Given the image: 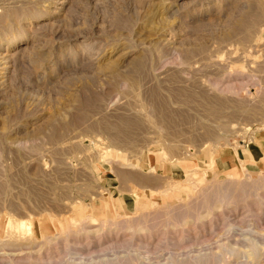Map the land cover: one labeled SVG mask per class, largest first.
I'll list each match as a JSON object with an SVG mask.
<instances>
[{
	"label": "rangeland",
	"instance_id": "1",
	"mask_svg": "<svg viewBox=\"0 0 264 264\" xmlns=\"http://www.w3.org/2000/svg\"><path fill=\"white\" fill-rule=\"evenodd\" d=\"M260 128L264 0H0V264H264Z\"/></svg>",
	"mask_w": 264,
	"mask_h": 264
},
{
	"label": "bare ground",
	"instance_id": "2",
	"mask_svg": "<svg viewBox=\"0 0 264 264\" xmlns=\"http://www.w3.org/2000/svg\"><path fill=\"white\" fill-rule=\"evenodd\" d=\"M213 162V161H212ZM194 171V170H193ZM190 174V173H189ZM195 174V173H194ZM191 176V175H190ZM194 176V175H193ZM188 177V176H187ZM195 177V176H194ZM188 179V178H187ZM190 179V178H189ZM188 179V180H189ZM213 180V181H212ZM212 180H210L209 181V184L207 185V186H203L202 187V189H201V195H205V196H207V195H209L210 196V194H214V195H217V197H216V200L214 201V197H212L213 199V201L215 202V203H213V201L211 202V203H213V204H211V205H208L207 206V208L209 209V210H213L214 209V207H215V205L216 204H221V205H223V206H227V207H229L230 206V204H234L235 203V198H234V195H233V193H234V191H233V193H232V187H231V189H230V186H235V185H237V186H245V185H252L254 188H255V190L252 192V194L253 195H255L258 199H262V197H261V193L259 192V189L261 188V186L263 185V183H264V181L263 182H261V181H252V182H248V181H239V180H237V179H235V180H233V179H230V180H227V181H221V180H217V181H215L214 179H212ZM206 181V180H205ZM205 185V184H204ZM201 186H202V182H201ZM196 187H197V185H196ZM249 187V186H248ZM240 189V188H239ZM209 196H207V197H209ZM213 196V195H212ZM251 196V195H250ZM198 198H200V197H198ZM201 199L203 200V197H201ZM200 200V199H199ZM199 200H197V201H199ZM202 200H200V201H202ZM193 201H196V199L195 200H193ZM203 202V201H202ZM202 202L200 203H198V204H201L202 205ZM206 202H207V200H206ZM217 202V203H216ZM194 203H196V202H194ZM193 202H192V204H194ZM197 204V203H196ZM191 206V205H190ZM199 207H197L196 208V205H195V207L194 208H196V209H199V211L201 210V207H200V205H198ZM205 206V205H204ZM180 207H182V205L180 206ZM183 207H185V206H183ZM206 208V209H207ZM255 209V208H254ZM178 210V212H180L179 211V209H177ZM176 210V211H177ZM183 210H184V208H183ZM177 212V213H178ZM186 212H187V210H186ZM197 212H198V210H197ZM153 213V212H152ZM160 213V212H159ZM164 213V212H163ZM181 213H183V212H181ZM166 214H167V212H166ZM186 214V213H185ZM191 214V213H190ZM260 214V213H259ZM158 215V214H157ZM174 215H176V213L174 214ZM194 215V214H193ZM162 216H163V214H162ZM153 217V216H152ZM158 217H160V214L158 215ZM256 217V216H255ZM162 219H164L163 217H161ZM166 218H167V216H166ZM185 218H186V216H185ZM195 219H197V215H195V218H194V220ZM160 220V219H159ZM181 220H183V216H182V219ZM194 220H193V222H194ZM176 221V220H175ZM180 221V220H179ZM142 222H144V221H142ZM162 222V221H161ZM197 222V221H196ZM167 223V222H166ZM180 223H181V221H180ZM170 224V223H169ZM174 224V223H173ZM196 224V223H195ZM191 227V226H190ZM197 227V226H196ZM191 228H194V227H191ZM193 232H194V230H193ZM199 233V232H198ZM194 237H195V235H194ZM249 238V237H248ZM260 240V239H259ZM261 241V240H260ZM249 242L251 243V245H249V246H251L252 247V250H253V253H252V255L254 256V258H258V257H260V255H261V242H259L258 240H256V239H254V238H251V239H249ZM240 243V242H239ZM233 246V245H232ZM235 247V246H234ZM236 250L235 249H232V250H228V253H236L235 252ZM248 251V250H247ZM225 252V251H224ZM243 252H244V250H243ZM245 253V252H244ZM263 253V252H262ZM212 255V254H211ZM245 255V254H244ZM227 256H230L229 254H227ZM206 257H209L207 254H203V253H198L197 255H195V256H193L192 258H194V259H196V262H198V263H201V262H203L204 260L203 259H206ZM251 257V256H250ZM249 257V258H250ZM229 258V257H228ZM247 258V257H246ZM47 259V258H46ZM187 259H189V258H184V259H182V258H175V259H172V261H171V263H170V261L167 263V264H191V259H189L190 260V262L187 260ZM227 259V258H226ZM108 259H104V260H102V261H104V262H102V263H100V264H117V263H115V261H116V259L113 261V258H112V260L110 261V260H108ZM131 260V259H130ZM140 260V259H139ZM212 260V259H211ZM119 260L117 259V262H118ZM127 261V260H126ZM129 261V260H128ZM213 261V260H212ZM211 261V262H212ZM123 262V261H122ZM223 262V261H222ZM121 263V262H120ZM119 263V264H120ZM131 263V262H130ZM141 263H143V261L141 262ZM158 263V262H157ZM206 262H204V264H205ZM218 263L220 264V262L218 261ZM227 263V262H226ZM98 264V263H97ZM124 264V263H123ZM125 264H127V262H125ZM137 264V263H136ZM147 264V263H146ZM152 264V263H151ZM159 264V263H158ZM212 264V263H211Z\"/></svg>",
	"mask_w": 264,
	"mask_h": 264
},
{
	"label": "crops",
	"instance_id": "3",
	"mask_svg": "<svg viewBox=\"0 0 264 264\" xmlns=\"http://www.w3.org/2000/svg\"><path fill=\"white\" fill-rule=\"evenodd\" d=\"M239 144L237 148H231L227 154L222 153L224 156H220L217 163L222 167L229 165L230 168L232 166L230 155L236 151L246 166L264 164V128L251 132L248 138Z\"/></svg>",
	"mask_w": 264,
	"mask_h": 264
}]
</instances>
